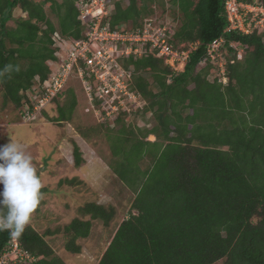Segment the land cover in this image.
Returning a JSON list of instances; mask_svg holds the SVG:
<instances>
[{
  "label": "trees",
  "instance_id": "trees-1",
  "mask_svg": "<svg viewBox=\"0 0 264 264\" xmlns=\"http://www.w3.org/2000/svg\"><path fill=\"white\" fill-rule=\"evenodd\" d=\"M112 1L113 27H140L146 16L158 14L170 21L173 47L201 44L181 72L152 53L133 61V90L145 98L142 110L151 112L155 123L136 127L124 122L127 113L122 112L105 124L109 166L135 197L97 264H213L220 259L264 264V32L226 31L224 0ZM77 2L0 0V87L19 114L30 103L34 85L42 86L50 73L55 35L82 37ZM16 8L27 17H16ZM48 8L58 16L59 29ZM220 36L244 45L243 59L228 63L227 84L209 79L210 64L199 67L206 45ZM66 92L54 97L58 122L71 120L78 104L76 90ZM72 145L80 166L82 151L76 141ZM78 210L81 216L63 229L65 247L73 254L82 252L79 240L90 235L93 220L110 227L117 215L114 205L97 201H86ZM48 234L55 231L41 234L31 224L26 227L18 240L35 259L22 264H68L55 254ZM11 239L0 231V256Z\"/></svg>",
  "mask_w": 264,
  "mask_h": 264
},
{
  "label": "built area",
  "instance_id": "built-area-1",
  "mask_svg": "<svg viewBox=\"0 0 264 264\" xmlns=\"http://www.w3.org/2000/svg\"><path fill=\"white\" fill-rule=\"evenodd\" d=\"M77 4L83 35L80 38L55 35L57 50L55 57L48 61L50 73L42 86L34 85L30 103L26 102L20 110L25 122L35 120L47 105L54 103V97L65 93L73 77L81 82L90 101L87 113H101L107 119L112 118V114L130 113L133 109L130 105L134 107L135 103V108H143L145 98L133 90V61L152 53L163 58L164 64L175 72H181L189 53L201 44L192 43L188 48H184L185 44L173 47L168 40L170 21L158 14L146 16L140 27L125 29V24L113 27L110 23L109 17L114 11L112 0H78ZM224 6L229 21L226 31L264 32L263 2L224 0ZM243 52L244 45L240 42H228L225 36H220L206 45V54L200 65L210 64L211 73L217 72L219 82L227 84L228 63L243 59ZM34 259L22 248L18 238H12L0 256V264L29 263Z\"/></svg>",
  "mask_w": 264,
  "mask_h": 264
},
{
  "label": "rangeland",
  "instance_id": "rangeland-1",
  "mask_svg": "<svg viewBox=\"0 0 264 264\" xmlns=\"http://www.w3.org/2000/svg\"><path fill=\"white\" fill-rule=\"evenodd\" d=\"M47 11L59 29L58 16L51 12L50 8ZM16 13H19L18 10ZM9 24L14 25V22L10 21ZM199 67L202 66L199 64ZM218 77L217 72L209 75L210 80ZM70 88L76 90L78 100L71 120H55L59 112L57 103L54 102L47 105L35 120L25 122L20 117L18 108L5 102L4 91L0 87V144H7L12 137L32 156L41 176L45 188L43 204L40 210L33 214L30 224L41 234L49 230L55 231V234H48L46 239L55 254L68 264H97L118 224L129 215L135 193L109 166L112 153L105 124L111 117L106 119L101 113L86 112L90 101L77 77L72 78ZM69 97L70 94L62 97L60 103L65 104ZM130 106L133 109L126 115L125 123L134 124L136 127H151L155 123L151 112L144 113L142 108H135L136 103L134 107ZM120 125L121 123L118 126ZM84 135L92 141L87 140ZM73 141L79 144L84 157L80 166H76L74 162ZM74 177L76 180L73 183L64 181ZM62 180L64 182H61ZM86 201L114 205L117 215L110 227H106L101 220H93L90 235L79 240L82 252L73 254L65 247L67 238L63 229L74 217L81 216L78 208ZM133 212L136 213L135 210ZM213 264H224V259Z\"/></svg>",
  "mask_w": 264,
  "mask_h": 264
},
{
  "label": "clouds",
  "instance_id": "clouds-1",
  "mask_svg": "<svg viewBox=\"0 0 264 264\" xmlns=\"http://www.w3.org/2000/svg\"><path fill=\"white\" fill-rule=\"evenodd\" d=\"M43 182L22 145L0 144V231L22 236L43 199Z\"/></svg>",
  "mask_w": 264,
  "mask_h": 264
},
{
  "label": "crops",
  "instance_id": "crops-1",
  "mask_svg": "<svg viewBox=\"0 0 264 264\" xmlns=\"http://www.w3.org/2000/svg\"><path fill=\"white\" fill-rule=\"evenodd\" d=\"M16 10H18V12H19V13H16V14H15V12H14V14H15L16 17H20V16H22V17H27V13H26V12H23L22 10H20V9H18V8H16L15 11H16ZM19 10H20V11H19Z\"/></svg>",
  "mask_w": 264,
  "mask_h": 264
}]
</instances>
